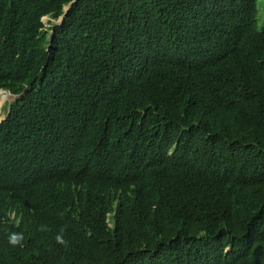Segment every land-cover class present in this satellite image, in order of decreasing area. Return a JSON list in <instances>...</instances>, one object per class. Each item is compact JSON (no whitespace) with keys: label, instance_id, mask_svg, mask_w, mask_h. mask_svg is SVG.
I'll use <instances>...</instances> for the list:
<instances>
[{"label":"trees","instance_id":"1","mask_svg":"<svg viewBox=\"0 0 264 264\" xmlns=\"http://www.w3.org/2000/svg\"><path fill=\"white\" fill-rule=\"evenodd\" d=\"M261 8L0 0V264H264Z\"/></svg>","mask_w":264,"mask_h":264},{"label":"rangeland","instance_id":"2","mask_svg":"<svg viewBox=\"0 0 264 264\" xmlns=\"http://www.w3.org/2000/svg\"><path fill=\"white\" fill-rule=\"evenodd\" d=\"M261 7H263V8H261ZM67 8H68V6L65 7V9H67ZM259 8L264 10V0H259ZM43 21H44V24H46V26L49 27L51 25V23H55L56 24L60 20H52L50 22L49 18L45 17ZM260 22L264 24V15H263V13L260 14ZM27 90H28V88H27ZM14 101H16V100L15 99L11 100L10 97H8V98H0V121L5 119L6 113L8 112V104L12 103Z\"/></svg>","mask_w":264,"mask_h":264},{"label":"clouds","instance_id":"3","mask_svg":"<svg viewBox=\"0 0 264 264\" xmlns=\"http://www.w3.org/2000/svg\"><path fill=\"white\" fill-rule=\"evenodd\" d=\"M72 4H70L69 6H68V8L71 6ZM66 10V9H65ZM65 14V13H64ZM67 16V15H66ZM63 17V16H62ZM61 17V18H62ZM61 18H59L58 20H60ZM44 20V19H43ZM44 22V21H43ZM56 24H59V25H61V23H60V21L58 22V23H56ZM63 24V23H62ZM53 35H54V31H53ZM2 91H6V90H0V92H2ZM8 92V94H12V93H10L9 91H7ZM6 92V93H7ZM12 95H14V94H12ZM20 95V94H19ZM11 96V95H10ZM25 96V95H24ZM12 97V96H11ZM11 100H12V98H11ZM19 100V99H18ZM17 101V100H16ZM7 114V113H6ZM6 117V116H5ZM4 120V119H3ZM3 120H1L0 122H2ZM22 237L19 235V234H12L10 237H9V242L10 243H12V244H16V243H18L19 241H20V239H21ZM57 241L59 242V243H65L64 241H63V239L60 237V236H58L57 237Z\"/></svg>","mask_w":264,"mask_h":264},{"label":"water","instance_id":"4","mask_svg":"<svg viewBox=\"0 0 264 264\" xmlns=\"http://www.w3.org/2000/svg\"><path fill=\"white\" fill-rule=\"evenodd\" d=\"M72 5H73V4H72ZM72 5H71V6H72ZM71 6L65 10V14H64L63 17L60 19V23H61V24L64 22V20H65V18H66V15L68 14V12H69ZM3 92H7V91H3ZM7 93H8V92H7ZM26 93H27V90H25V91H24L22 94H20V95H12V94H10V95L12 96V97H11L12 100H13V99L18 100V99H21Z\"/></svg>","mask_w":264,"mask_h":264},{"label":"bare ground","instance_id":"5","mask_svg":"<svg viewBox=\"0 0 264 264\" xmlns=\"http://www.w3.org/2000/svg\"><path fill=\"white\" fill-rule=\"evenodd\" d=\"M8 97H10L11 98V96H10V94H8V93H6V92H0V98H8Z\"/></svg>","mask_w":264,"mask_h":264}]
</instances>
